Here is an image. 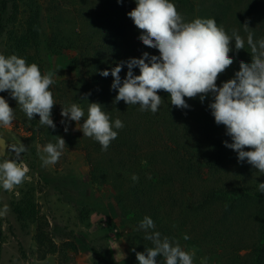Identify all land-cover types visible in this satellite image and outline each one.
Instances as JSON below:
<instances>
[{
  "label": "trees",
  "instance_id": "16d2710c",
  "mask_svg": "<svg viewBox=\"0 0 264 264\" xmlns=\"http://www.w3.org/2000/svg\"><path fill=\"white\" fill-rule=\"evenodd\" d=\"M176 1L192 8L191 0ZM247 1L213 0V7L224 11L220 17H230L220 20L217 26L231 36L237 29L235 25L240 27L245 10L264 14V0H253L255 4L248 8ZM74 2H70L66 26L62 21L65 5L52 2L46 10L52 12L55 29L44 35V52L53 57L62 55L64 50L75 53L65 69L73 79L58 83L65 99L58 103L54 97L52 114L76 103L85 112L79 122L82 126L89 103L96 102L113 124L117 118L123 122L122 129L113 128L118 136L107 151H102L94 139L83 137L82 131L76 143L86 153L92 183L115 192L121 219L133 233L134 264H139L137 252L146 253V248L152 247L151 241L144 239L145 232L139 229L145 216L153 220V231L162 237L178 240L186 251L196 249L194 264H264V193L257 190L258 183L264 182V174L249 170L238 161V154L225 146V141L232 140L226 135V127L217 125L211 114L212 94L203 102L199 96L185 97L189 108L179 109L171 105L168 93L160 91L162 104L155 114L141 112L139 105L124 101L114 104L118 90L111 88V70L130 58H141L145 52L150 56H159V52L142 43L141 30L127 15L136 7V0ZM7 5L8 0H0V30ZM200 7L196 18H210ZM191 14L190 11L186 15V21H190ZM232 43L230 56L234 62L224 72L230 79L239 71L238 64L247 49L245 45L237 52L234 40ZM30 45L36 53L41 52L42 46L34 41ZM17 46L11 47L9 55L18 54ZM27 48L23 47L24 53ZM27 58L26 62L36 63L42 74L49 71L44 60L33 62L32 56ZM104 70L109 71V76L100 75ZM127 71L124 64L119 74L121 82ZM133 73L139 75V69H133ZM14 116L30 125L34 134L48 140L59 128L55 123V129L41 126L38 115L29 121L20 107ZM133 174L139 177L138 181L131 179ZM185 235L188 240L183 239ZM157 264H165L163 257H157Z\"/></svg>",
  "mask_w": 264,
  "mask_h": 264
},
{
  "label": "clouds",
  "instance_id": "9594fccd",
  "mask_svg": "<svg viewBox=\"0 0 264 264\" xmlns=\"http://www.w3.org/2000/svg\"><path fill=\"white\" fill-rule=\"evenodd\" d=\"M127 15L141 30L139 39L142 43L157 49L159 56L145 52L141 58H130L111 70V88L118 90L113 103L124 101L127 105H139L141 112L155 114L162 104L160 91L168 93L171 105L179 109L189 108L185 97L199 96L203 102L208 94H212L211 114L217 125L226 127V135L232 140V143L225 141V146L238 154L239 162L246 160L264 174V38L254 40L248 24L243 25L251 63L241 61L235 78L218 87V77L234 62L230 56L231 42L234 40L237 52L245 49V39L235 29L230 36L223 27L217 26L214 18L186 21L172 0H136V7ZM124 64L128 71L121 82L119 74ZM135 68L139 69V75H134ZM109 74L108 70L100 72L103 77ZM54 75L56 73L51 71L42 74L36 63L29 64L16 54H0V92L9 91L29 121L38 115L40 125L52 129L56 127L51 118L56 102L49 89L55 83ZM61 116L79 124L85 112L72 103L62 107ZM14 119L13 108L0 96V127H10ZM123 127L119 118L113 124L101 104L93 102L89 103L87 118L80 125V131L83 137L94 139L102 151H107L118 136L113 128ZM55 137L56 142L47 143L42 151L38 146L37 154L43 167L55 165L63 154L66 142L62 137ZM246 148L250 150L246 151ZM9 149L16 159L4 158L0 162V187L5 191L22 185L29 172L20 160L21 153L27 148L21 143L10 145ZM131 179L136 182L139 177L133 174ZM257 190L264 193V182L258 183ZM9 211L5 204L0 217ZM139 229L145 232L144 239L152 243L146 253H136L139 264H157V257H163L165 264H194L196 249L186 251L178 240L153 231L155 224L150 217L145 216L139 222ZM183 239L189 237L185 235Z\"/></svg>",
  "mask_w": 264,
  "mask_h": 264
},
{
  "label": "rangeland",
  "instance_id": "374dc122",
  "mask_svg": "<svg viewBox=\"0 0 264 264\" xmlns=\"http://www.w3.org/2000/svg\"><path fill=\"white\" fill-rule=\"evenodd\" d=\"M52 2L65 5L66 11L62 15L65 20L62 21L68 25L71 0H8L1 23L0 54L8 56L11 47L18 44L20 49L16 55L19 57L28 61L27 57L32 56L33 62L44 60L49 71L56 73L53 77L55 83L49 90L59 103L65 99V94L61 93L58 83L69 77L73 79L65 69L75 53L64 50L62 55L53 57L43 50L44 35L55 29L52 12L46 11ZM73 2L76 4L79 0ZM172 2L184 18L192 12L190 21L196 18L200 5L217 23L230 18L220 17L224 11L213 7V0H191L192 8L176 0ZM247 2V8L255 4L253 0ZM227 15H231L230 10ZM245 23L254 33V40L264 38V14L245 10L240 27L235 25L247 47L241 61L251 63L247 33L243 27ZM33 41L42 46L41 52L36 53L34 47L31 48ZM27 46L29 48L24 53L22 49ZM229 79L230 76L221 74L217 86H222ZM0 96L14 111L18 109L17 101L9 91L0 92ZM61 111L51 116L59 128L49 140L34 134L31 126L19 119H14L10 127H0V136L7 144L0 162L4 158L16 159L10 145L22 143L27 151L21 153L20 160L29 168L28 179L22 185L12 191L0 187V210L5 204L10 209L0 217V264H134L131 251L133 233L121 219L115 192L110 187L92 183L86 153L83 146L76 143L81 138L80 124L62 117ZM55 136L65 140V149L55 165L43 167L37 154L38 146L42 151L47 143L56 142ZM70 139L72 144H69ZM240 163L256 175L260 174L246 160Z\"/></svg>",
  "mask_w": 264,
  "mask_h": 264
},
{
  "label": "water",
  "instance_id": "95a60500",
  "mask_svg": "<svg viewBox=\"0 0 264 264\" xmlns=\"http://www.w3.org/2000/svg\"><path fill=\"white\" fill-rule=\"evenodd\" d=\"M6 148L7 144L5 143V140L0 136V156L5 155Z\"/></svg>",
  "mask_w": 264,
  "mask_h": 264
}]
</instances>
